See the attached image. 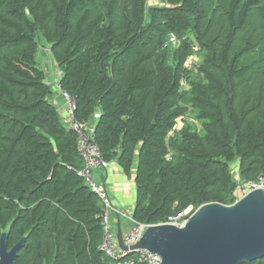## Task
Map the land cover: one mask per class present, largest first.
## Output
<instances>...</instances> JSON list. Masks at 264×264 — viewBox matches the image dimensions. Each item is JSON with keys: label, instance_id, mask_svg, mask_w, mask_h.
<instances>
[{"label": "trees", "instance_id": "16d2710c", "mask_svg": "<svg viewBox=\"0 0 264 264\" xmlns=\"http://www.w3.org/2000/svg\"><path fill=\"white\" fill-rule=\"evenodd\" d=\"M43 48L76 121L134 177L136 223L231 206L238 180L264 175V0H0V240L26 239L14 264H115Z\"/></svg>", "mask_w": 264, "mask_h": 264}, {"label": "water", "instance_id": "95a60500", "mask_svg": "<svg viewBox=\"0 0 264 264\" xmlns=\"http://www.w3.org/2000/svg\"><path fill=\"white\" fill-rule=\"evenodd\" d=\"M26 239L12 249L7 234L0 240V264H14ZM119 248L131 255L145 250L162 258L160 264H243L264 258V191H254L231 206L218 203L197 209L187 224L147 228L135 246Z\"/></svg>", "mask_w": 264, "mask_h": 264}, {"label": "built area", "instance_id": "2783aa9c", "mask_svg": "<svg viewBox=\"0 0 264 264\" xmlns=\"http://www.w3.org/2000/svg\"><path fill=\"white\" fill-rule=\"evenodd\" d=\"M195 54L191 56L188 60L187 66L190 68H196L199 65V58L197 52L200 50L199 45L195 44ZM59 75V74H58ZM55 76V77H58ZM184 87H186V82L182 81ZM51 86L58 91L66 103L67 108V118L69 120V129L73 131L78 137V150L85 161L83 170L79 173V175L85 180L86 184L89 188L98 195L102 204L104 206V211L102 215L103 222V245L102 251L109 256L115 264H160L162 258L159 255L152 254L148 251L141 250L136 252L137 258L130 257V252H124L119 249L117 236L114 234L112 230V225L110 224V212L114 211L118 214V217H122L134 223V227L132 230L124 235V244L127 247L135 246L138 239L144 233V231L149 228L148 225H143L136 223L132 217L127 213L118 212L114 209L112 200L106 190V187L102 184H97L95 182L93 172L95 170H109L111 167V163L104 160L101 155L97 145L95 144L94 138V130L91 127H86L80 122H77L74 115L75 110V102L73 98L67 93L64 92L57 81L54 78ZM191 117L188 114L187 117L181 119L179 124L176 127V131L180 130V126L183 121L189 120ZM171 151L168 150L167 160H171ZM264 191V175L260 176L255 182H243L238 180L237 189H236V202H239L241 199L246 197L248 194L254 191ZM192 208L188 209L185 212L179 213L169 219V221L163 225H174L177 227H184L189 217L191 216Z\"/></svg>", "mask_w": 264, "mask_h": 264}, {"label": "crops", "instance_id": "0c3cea01", "mask_svg": "<svg viewBox=\"0 0 264 264\" xmlns=\"http://www.w3.org/2000/svg\"><path fill=\"white\" fill-rule=\"evenodd\" d=\"M53 74L55 76L58 75V69H56L55 65ZM53 102L57 106L63 120L67 124L68 119L66 103L58 91L55 92ZM94 179L97 181L96 183L102 184L106 187V190L112 200L113 207L116 211L120 213H127L133 217V212L137 205L134 177H127L120 165L112 162L109 170L94 171ZM122 219L125 220V222H123ZM110 220L112 230L116 235L118 234L119 228L121 229L122 234L125 235L128 234L135 226L132 221L126 220L120 216L118 217V214L114 211H112V214L110 215Z\"/></svg>", "mask_w": 264, "mask_h": 264}, {"label": "rangeland", "instance_id": "374dc122", "mask_svg": "<svg viewBox=\"0 0 264 264\" xmlns=\"http://www.w3.org/2000/svg\"><path fill=\"white\" fill-rule=\"evenodd\" d=\"M37 61L39 63V65L44 69L48 81H51L55 78V75L53 74L54 72V65H53V59L52 57L49 55V53L46 51V48H43L37 55ZM57 69V68H56ZM65 122V121H64ZM66 124V122H65ZM197 127L199 129V131L201 132V125L199 122H196ZM94 176V175H93ZM97 182V181H95ZM98 184V183H97ZM130 212V211H128ZM112 214V212H110V215ZM127 220V219H126ZM111 221V220H110ZM123 222H125V220L122 219ZM131 231V230H130Z\"/></svg>", "mask_w": 264, "mask_h": 264}, {"label": "clouds", "instance_id": "9594fccd", "mask_svg": "<svg viewBox=\"0 0 264 264\" xmlns=\"http://www.w3.org/2000/svg\"><path fill=\"white\" fill-rule=\"evenodd\" d=\"M58 74L60 75V72L58 71ZM193 213H191V215H192ZM190 218V217H189ZM189 221V220H188ZM161 225H163V224H161ZM156 226V225H155ZM151 227V226H150ZM132 230V229H131ZM130 232V231H129ZM126 235V234H125ZM117 236V235H116ZM123 237H124V235H123ZM124 240V239H123ZM118 242V241H117ZM125 245V244H124ZM118 247H119V245H118ZM127 247V246H126ZM120 249V248H119ZM121 250V249H120ZM141 251V250H140ZM131 255V254H130ZM136 255V254H135Z\"/></svg>", "mask_w": 264, "mask_h": 264}]
</instances>
